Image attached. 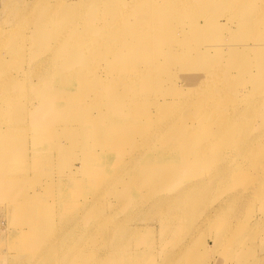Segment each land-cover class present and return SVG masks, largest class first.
<instances>
[{"label":"bare ground","instance_id":"6f19581e","mask_svg":"<svg viewBox=\"0 0 264 264\" xmlns=\"http://www.w3.org/2000/svg\"><path fill=\"white\" fill-rule=\"evenodd\" d=\"M8 1H5L7 10L15 8L11 13L12 18L20 16L21 12L26 15L29 13L24 11L20 3ZM52 1V6L37 11L41 12L40 16L36 14L38 20L26 17L25 21L28 20L31 24L28 30L34 27L29 36L16 35L14 32L15 43L4 53H0V97L1 92L11 89L24 92L31 84L38 90L34 93L38 98L36 105L27 96L18 105L20 110L25 111L20 119L10 120L4 116L10 108L0 113V129L15 132L18 122L32 121L28 111L43 106L46 102L48 112L55 109L54 119L60 115V119L66 120L69 112L82 129L92 125L88 122L91 114L86 115L85 112L94 101H104L106 115L127 110L129 119L134 121L137 120L138 112L143 110L145 124L142 132L149 131L151 122L153 127H161L156 137H151L148 133L141 135L143 143L135 145L142 146L143 151L140 150L134 158H146L150 154L152 164L144 162V170L133 167L134 171L127 177L130 180L129 188L123 190L115 198L116 201L122 202L125 198L132 197L134 206L145 195V190L141 187L142 179L145 185L164 184L167 176H161L162 167H177L185 175L186 183L178 189L179 194L165 196L155 206L164 199L163 202L170 206V213L183 214L188 223L185 234L190 229L197 230L204 221L203 227L211 225L215 233L211 235V230L207 228L204 236L211 239L214 237L212 243L218 248H231L230 261H234V264H264V252L259 256V252L253 248L255 243L249 241L252 236L260 235V232L262 239L259 242L264 241V18L258 16L259 11H246L252 7V2L242 1L231 14H225L221 21L215 15H209L203 9V4L217 3L225 10L228 4L226 0H113L111 11L115 14L117 12L115 17H100L94 23L89 21V25L85 27L84 17H96L94 7L101 0ZM8 4H11L10 7ZM86 6L89 7L84 10ZM130 7L136 15L125 21V13ZM18 8L20 13H17ZM67 8L73 11L70 15ZM31 13L36 12L32 9ZM77 16L81 25H77L76 29L71 24H65L67 21H75ZM199 17L205 18L204 25L199 24ZM114 18L121 19L118 21L119 25H110L108 20ZM171 22L175 23V28L169 25ZM182 23H188L190 29H183L180 26ZM84 30L97 34L96 38L87 37ZM235 33L238 34L237 39ZM23 39H29L30 44L26 45L22 42ZM56 46L59 47L55 49ZM64 61L68 64H63L65 67L62 66ZM224 62L226 66L220 68L224 66ZM117 82H122L123 87L112 85ZM162 82L181 83L180 86L186 88V95H190L186 100L192 101H188V106H176L180 102V97H174L177 88L167 91L161 86ZM138 83L143 86L141 92L136 87ZM37 84L41 85L37 87ZM237 85L242 88H235ZM88 90L94 91L92 98L87 96ZM201 92L207 95H201L204 97L203 100L201 98V103L198 100V104L194 103ZM6 95L11 93L8 91ZM220 97L228 105H219ZM1 102L12 105L9 99ZM1 102L0 109H3L5 104ZM166 118L179 119L186 126L184 124L165 130L168 125ZM161 121L162 125L159 123ZM43 122L45 123V119ZM37 129L42 128L37 125ZM69 130L73 129L68 128L61 134H66ZM103 130L102 126H98V131ZM154 141H161L158 145L164 155L157 156L158 152L150 150V143ZM70 142L78 144L75 140ZM104 150L107 155H111L114 149L111 145H106ZM178 152L181 153L177 157L175 153ZM82 156L85 162L96 166L101 164L100 159L94 155L82 153ZM119 156L117 152V157ZM159 160H162L159 165H153ZM121 173L123 170L109 165L93 179H97L98 186L104 189L113 183L114 178L118 179ZM233 180L235 186L231 188ZM225 185H229L228 188H223ZM258 185L263 188V193H254ZM229 189L231 192L225 195ZM18 190L7 195L8 202L18 200ZM211 191L218 193L216 195H220L222 191L224 193L216 196L210 210L206 211L209 204L207 195ZM232 194L235 199L229 205ZM260 199L261 207L254 209V204ZM14 204L12 202L9 206ZM181 205L183 206L180 207ZM231 206L233 207L229 209ZM240 207L242 209L239 211ZM13 210L18 212V209ZM224 210L239 212L236 213L238 216L235 224L229 223L227 226L226 222L222 223L221 215ZM209 214L214 217H208ZM12 220L14 218L10 215V221ZM36 225L44 226L42 223ZM134 229L136 228H129L124 220H120L118 227L112 232L105 225L99 234L105 240L114 235L117 243L127 246V239L133 236ZM168 229L171 230L172 226ZM15 231H23L16 226L13 235L20 237L25 234ZM44 232L32 231L35 237L30 241V255L33 259L30 264H35L34 258L41 252L37 236L48 239L50 243L46 249L53 247L56 242V236L52 238ZM184 240L191 239L186 237ZM5 242L3 240L1 244ZM18 243L13 244L16 247L20 245ZM62 243L56 246L59 247ZM259 244L257 242L256 245ZM10 246L13 245L10 243ZM173 247L165 254V264L196 263L198 249L186 250L184 245L176 242ZM243 247L248 249L241 253L239 249ZM199 255L207 259L205 252ZM223 257L227 258L228 254L225 253ZM102 258L101 256L100 260ZM1 261L6 264H22L8 254ZM137 262L138 252L129 251L127 261L123 257L121 263Z\"/></svg>","mask_w":264,"mask_h":264},{"label":"rangeland","instance_id":"374dc122","mask_svg":"<svg viewBox=\"0 0 264 264\" xmlns=\"http://www.w3.org/2000/svg\"><path fill=\"white\" fill-rule=\"evenodd\" d=\"M5 1L9 2L8 0H0V53H4L11 44L15 43L14 32L16 35L29 36L34 27L30 31L28 30L31 24L28 20L25 21L27 18L38 20L41 12L37 11L54 4L52 0H14L13 3H20L24 11L29 13L26 15L18 8L17 13L21 12V15L12 18L11 13L15 8L7 10ZM101 1L94 7L97 14L96 17H84L83 25L85 27L89 25V21L94 23L97 18L107 19L116 16L117 12L115 14L111 11L113 0ZM226 1L228 4L225 10L220 8L217 3L203 4V9L209 15H215L217 19L223 21L225 14H231L244 0ZM249 1L252 2V7L247 8L246 11H259L258 16L264 18V0ZM10 5L8 4V7ZM88 7H84V10ZM121 8L123 7L121 6ZM32 9L35 10V14L31 13ZM131 9L130 7L126 13L125 9L122 10V13L126 15L125 21L136 15L135 11ZM67 12L70 15L73 11L67 8ZM21 16L23 17L21 18ZM198 19L200 25L206 23L204 17H199ZM21 20L24 21L22 22ZM79 20V16H77L75 21H67L65 24H71L76 29L77 25H81V20ZM119 20L121 19L115 20L114 18L110 21L108 20V22L110 25H119ZM169 25L174 28L176 26L174 22ZM180 26H183V29L185 28L186 30L190 29L188 23H182ZM24 31L28 32V34ZM146 31L149 32L148 29ZM111 32L113 34V31ZM84 33L92 39L97 36V34L88 33L87 30H84ZM237 35V33L234 34L236 39ZM22 42L26 45L30 44L29 39H23ZM58 47L56 46L55 49ZM7 57L9 56L7 55ZM9 60H7L8 63L10 62ZM63 64L68 65L67 61H64L62 66H64ZM222 64L224 66L220 68L226 66V62ZM120 72H123V70ZM129 77L131 79V76ZM124 78L126 79L125 76ZM180 84L179 82H162L161 86L167 91L176 87L177 90L174 97H180V102L175 105L188 106L192 100H188L189 102L186 100V97L190 95H186V88L180 86ZM39 85L41 84L36 86L38 87ZM112 85L117 88L123 87L122 82L113 83ZM238 86L241 87L237 85L235 88ZM136 87L139 92L142 91L143 86L139 85V83L136 84ZM8 91L11 93L9 96L6 95ZM8 91L1 92L0 102L9 99L12 101V105L1 102L5 104V107L0 109V113L4 109L10 108L4 115L10 120H18L25 115V111L20 110L18 105H21L26 96L31 99L34 105H36L38 100L34 94L38 90L35 89L33 84L29 85L27 90H23L24 92L15 89ZM86 93L91 98L95 94L94 91L91 92L89 90ZM202 94L204 97L207 95L201 92L196 97L199 99H195L196 102L194 103L202 102L204 98L201 96ZM128 96L130 97V95ZM192 96L194 95L192 94ZM223 97H220L218 104L226 106L228 103L223 102ZM94 102L85 112L86 115L91 114V119L88 122L92 125L84 129L81 128L78 121L69 112H67L66 120L60 119V115L54 119L55 109L48 112V102L44 103L43 106L28 111L32 121L18 122L19 125L15 132L9 129H0V264H6L1 261L6 254L15 257L22 264H30V260H33L30 255L32 248L30 241L35 237L32 233L33 230L35 232L44 230V233L52 238L56 236V242L50 249H46V246L50 243L48 239L44 240L45 236H37L38 245L41 244L39 246V251L41 252L34 258L35 264H122L123 257L127 261L129 251L138 252L137 264H165L167 263L165 254L174 248V242L184 245L186 250L196 248L199 250V254L202 252L206 253L207 259L195 254L197 259L195 264H226L230 261L232 257L231 248L228 246V249H224L225 246L218 248L212 243L214 237L211 239L209 236H204V230H207V228L211 230V235L215 233V229L212 230L211 225L203 227L204 221L197 230L190 229L191 231L185 234L188 223L183 214L180 212L170 213V206L163 202L164 199L161 204L155 206V203L163 197H169L173 193L179 194L178 189L184 182L186 183L187 179L179 168L172 165H164L162 167L161 176H167L164 184L151 183L145 185L142 179L141 187L145 190V195L139 198L134 206L132 197H127L122 202L116 201L115 198L119 197L123 190L129 188L130 180L128 181L127 177H130L134 171L133 167H141V170H144L142 164L144 162L151 163L150 154L146 158H134L142 150V146H136L135 143L141 142V135L143 134L148 133L151 137H156L161 126L157 127L155 125L153 127L151 122L149 131L142 132L141 130L145 124L143 110L138 112L137 120L134 121L129 119L127 110H120L113 115H106L107 110L104 106V101ZM66 105H68V102H66ZM44 119L45 123L43 122ZM166 119L168 125L165 130H171L185 124L176 118ZM159 123L162 125L163 121ZM37 125H40L42 129L38 130ZM98 126H102L104 130L102 132L98 131ZM68 128L73 130H69L66 134H61ZM121 137L124 138L121 139ZM70 140H75L78 144L73 145ZM159 142L161 141L150 143V150L158 152L157 156L164 155L162 148L158 145ZM106 145L112 146L114 149L113 154H106L104 150ZM117 152L120 154L119 158L117 157ZM82 153L96 156L100 159L101 164L96 166L91 164V162H85ZM180 153H175V156L178 157ZM161 161L159 160L153 165H159ZM109 165L118 167L120 171L123 170V173L120 174L118 179L115 180L114 178L113 183L108 184L103 189L98 186L97 179H93V177L103 171L105 166ZM108 172L111 171L109 170ZM234 183V180L230 183L232 184L231 188L235 186ZM126 185L128 186L123 189ZM229 185H225L223 188H228ZM17 189H19L18 200H10L8 202L7 195H12ZM260 191L263 193V188L258 185L254 193H260ZM212 192L207 195L209 204L206 207V211L210 210L212 201L217 199L216 196L224 193L222 191L220 195H216L218 193ZM229 192H231L230 189L225 195ZM234 199L232 194L228 201L229 205L233 203ZM260 200L256 201L253 206L255 207L254 209L261 207L262 200ZM12 202L15 204L10 207L9 204ZM233 206L229 207V209ZM13 209H18V212ZM240 209L242 208L240 207L239 211ZM223 212L221 215L222 223L226 222V225L236 223L235 220L239 212H231V210H224ZM10 215L13 216L14 220L10 221ZM211 216L213 214L208 215V217ZM120 220H124L129 228H136L132 230L135 231L133 236L127 239V246L117 243L114 235L105 240L99 234L102 232L100 229L104 228L105 225L112 232L114 228L118 227ZM37 223H42L44 226H38L36 225ZM15 226L23 230L15 231L16 233L25 234L20 237L13 235ZM169 226H172L171 230L168 229ZM200 227H203V229ZM186 237L191 240L185 241L184 238ZM261 239L260 232V235L252 236L249 240L255 243L253 248L259 252V256L264 252V241L259 242ZM3 240H6V242L1 244ZM16 242H19L18 244L21 247H15L13 243ZM60 242L63 243L59 247L56 246ZM257 242L260 243L259 246L256 245ZM10 243L13 246H10ZM202 245L204 246L200 247ZM42 249L44 250L42 251ZM247 249L248 247H243L239 250L244 253ZM225 253L228 254L227 258L223 257ZM101 256L103 258L100 260ZM229 264H234V261H230Z\"/></svg>","mask_w":264,"mask_h":264}]
</instances>
